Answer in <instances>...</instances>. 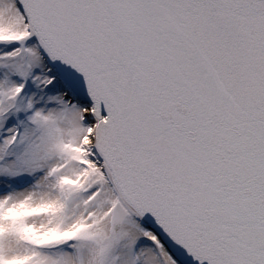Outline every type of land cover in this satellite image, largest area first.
I'll return each mask as SVG.
<instances>
[{
	"label": "snow or ice",
	"instance_id": "6c2138e0",
	"mask_svg": "<svg viewBox=\"0 0 264 264\" xmlns=\"http://www.w3.org/2000/svg\"><path fill=\"white\" fill-rule=\"evenodd\" d=\"M0 264H264V0H0Z\"/></svg>",
	"mask_w": 264,
	"mask_h": 264
}]
</instances>
